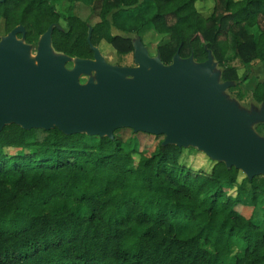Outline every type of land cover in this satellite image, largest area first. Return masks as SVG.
I'll use <instances>...</instances> for the list:
<instances>
[{"label": "trees", "instance_id": "16d2710c", "mask_svg": "<svg viewBox=\"0 0 264 264\" xmlns=\"http://www.w3.org/2000/svg\"><path fill=\"white\" fill-rule=\"evenodd\" d=\"M198 1L93 0L97 14L82 18L84 0H66L64 12L60 0H3L0 30L21 25L32 45L53 25L56 52L92 58L89 29L94 46L105 41L124 55L133 52L132 39L111 27L143 18L136 32L149 26L167 38L157 45L162 63L177 51L197 62L211 52L221 79L236 90L243 78L232 61L264 62V0H212L208 15ZM251 97L264 104V80ZM160 136L127 127L110 138L5 125L0 264H264V213L246 217L236 209L264 208V176L239 179L240 170L222 161L193 170L180 161L183 147L162 138L149 149ZM235 240L242 251L229 262Z\"/></svg>", "mask_w": 264, "mask_h": 264}, {"label": "water", "instance_id": "95a60500", "mask_svg": "<svg viewBox=\"0 0 264 264\" xmlns=\"http://www.w3.org/2000/svg\"><path fill=\"white\" fill-rule=\"evenodd\" d=\"M52 29L40 35L33 57L23 26L0 36V130L14 123L113 138L127 127L162 135L163 145L194 146L248 178L264 176V136L251 128L264 123V104L246 111L230 101L223 92L232 82L220 81L211 52L197 62L177 51L164 64L138 39L132 41L135 65L120 66L107 63L91 43V29L92 58L56 52Z\"/></svg>", "mask_w": 264, "mask_h": 264}, {"label": "rangeland", "instance_id": "374dc122", "mask_svg": "<svg viewBox=\"0 0 264 264\" xmlns=\"http://www.w3.org/2000/svg\"><path fill=\"white\" fill-rule=\"evenodd\" d=\"M85 4L88 6H81L80 15L82 18H86V16L91 12L94 14H97V8H92L93 6V0H84ZM68 3L66 0H60L59 3H57V9L61 12H64L66 6ZM213 1L212 0H201L196 3V7L200 12H202L204 15H208L212 9ZM143 18H136L135 21L129 22L127 19H124V21H119L117 24H114L111 27V31L113 34H124L131 37L132 41L140 40L144 47L147 49L150 56H156L157 55V45L162 44L166 42L167 38L161 34H158L154 32V30L149 27L145 26L140 31L136 32L135 29L138 27L140 21ZM96 18H93L92 21H95ZM61 25H63V22L61 21ZM126 31L122 32V29H125ZM132 29V30H130ZM2 30H0V36L5 35ZM37 43L31 45V51H30V57H33L36 52ZM99 51L101 55L105 58L107 63L114 64V65H120V66H134V58H133V52L120 55L115 53L114 49L106 43L105 41H101L98 45ZM215 61V59H214ZM232 64L238 67V73L243 78L242 84L239 85V87L236 90L229 89L234 85V82L227 88L223 93L226 95V97L230 101H234L237 106L240 109H244L246 111H258L263 103H259L255 101L251 97V91L253 90L255 84L259 81L264 80V62H255L251 65H246L245 67H241L239 65V62L237 60H233ZM68 68L72 67V63H67L66 65ZM215 70L218 71L221 74L222 67L218 65L216 62ZM87 80L86 77H82L81 81L85 82ZM220 81L223 80L220 77ZM237 92H240L243 97H239L237 95ZM251 128L260 136H264V123L263 122H255L251 124ZM160 136V135H159ZM163 137L160 136L159 138L153 139L152 142H150V148H153L154 144ZM140 140V139H139ZM144 140L140 143V147L143 145ZM10 152L16 151L15 149H10ZM181 163L188 166L189 168L193 170H202V171H209L212 163L214 162L213 159H211L209 156H207L204 152L199 150L198 148L194 146H187L183 147V151L180 157ZM246 176L244 172L240 171L239 179ZM236 209L241 212L244 216L249 217L252 214H255L254 216L259 217L262 213H264V208H252L250 206H244V205H237ZM234 249L232 252V256L229 258V262H232L234 259V256L238 255L242 251V243L238 240H235L233 243Z\"/></svg>", "mask_w": 264, "mask_h": 264}]
</instances>
